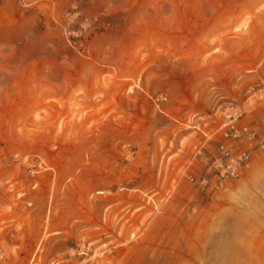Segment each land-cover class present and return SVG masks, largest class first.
I'll use <instances>...</instances> for the list:
<instances>
[{"label": "rangeland", "instance_id": "obj_1", "mask_svg": "<svg viewBox=\"0 0 264 264\" xmlns=\"http://www.w3.org/2000/svg\"><path fill=\"white\" fill-rule=\"evenodd\" d=\"M260 81L264 0H0V264H264V149L184 172Z\"/></svg>", "mask_w": 264, "mask_h": 264}, {"label": "built area", "instance_id": "obj_2", "mask_svg": "<svg viewBox=\"0 0 264 264\" xmlns=\"http://www.w3.org/2000/svg\"><path fill=\"white\" fill-rule=\"evenodd\" d=\"M257 87L255 94L264 100V82L260 81ZM216 112L218 115L210 125L208 122L202 123L205 126L192 123L196 142L184 171L190 181H197L193 175L203 161L210 174L218 178L217 182L240 178L248 169L253 154L264 149V111L255 123L246 122V110L241 111L233 104Z\"/></svg>", "mask_w": 264, "mask_h": 264}]
</instances>
